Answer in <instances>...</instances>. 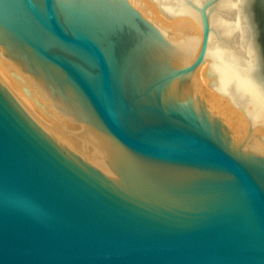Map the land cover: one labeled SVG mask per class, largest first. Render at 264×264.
Here are the masks:
<instances>
[{
  "label": "water",
  "instance_id": "95a60500",
  "mask_svg": "<svg viewBox=\"0 0 264 264\" xmlns=\"http://www.w3.org/2000/svg\"><path fill=\"white\" fill-rule=\"evenodd\" d=\"M208 4L0 0V264H264V93Z\"/></svg>",
  "mask_w": 264,
  "mask_h": 264
},
{
  "label": "bare ground",
  "instance_id": "6f19581e",
  "mask_svg": "<svg viewBox=\"0 0 264 264\" xmlns=\"http://www.w3.org/2000/svg\"><path fill=\"white\" fill-rule=\"evenodd\" d=\"M202 26L198 8L206 0H178ZM188 1V2H187ZM251 0H209V35L264 93L261 51L250 20Z\"/></svg>",
  "mask_w": 264,
  "mask_h": 264
}]
</instances>
